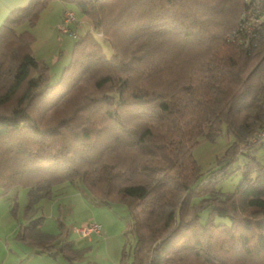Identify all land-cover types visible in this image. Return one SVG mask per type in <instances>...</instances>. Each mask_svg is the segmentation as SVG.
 I'll return each mask as SVG.
<instances>
[{
  "label": "trees",
  "instance_id": "trees-1",
  "mask_svg": "<svg viewBox=\"0 0 264 264\" xmlns=\"http://www.w3.org/2000/svg\"><path fill=\"white\" fill-rule=\"evenodd\" d=\"M51 1L31 0L0 26L4 193L28 188L30 210L70 183L124 204L136 243L120 264H264V0H59L91 27L80 37L77 18L69 24L73 56L54 84L21 28ZM223 126L234 141L204 174L193 148ZM241 156L234 191L217 189ZM32 223L20 239L80 259L69 230L54 244Z\"/></svg>",
  "mask_w": 264,
  "mask_h": 264
},
{
  "label": "rangeland",
  "instance_id": "rangeland-1",
  "mask_svg": "<svg viewBox=\"0 0 264 264\" xmlns=\"http://www.w3.org/2000/svg\"><path fill=\"white\" fill-rule=\"evenodd\" d=\"M66 8L75 12L78 25L74 23L71 28L76 29L81 37L90 29V22L80 13L77 5L70 2L53 0L42 11L34 26L30 27L27 24L21 26L22 29H30L34 34L35 57L51 66L50 84L59 80L64 67L70 63L73 56L74 37L62 33L60 26L59 28L53 26L56 22L54 20L60 19ZM104 51L108 57L113 54L109 45H104ZM233 141L234 135L226 126H223L214 140L199 139L193 148V155L201 172L206 174L218 167L219 157ZM257 156L264 162V149H259ZM244 161L245 158L241 156L233 164V169L236 171L219 182L217 189L223 192L234 191L242 177L237 167ZM28 190L26 187H14L4 193L0 188V264H69L68 259L63 255L42 252L37 245L29 244L19 238L21 230L29 226L31 220L33 221L31 227L34 228L36 236L57 237L54 244L66 238L65 234L59 237L64 229L69 230L66 239L70 240L73 248L81 254L75 264H120L123 253L131 255L133 252L136 237L129 232V211L124 204L109 206L96 203L86 197L78 186L65 183L55 188V196L52 199L44 198L29 210ZM205 216L206 213L203 217ZM88 222L100 224L101 233L93 234L89 238L76 231Z\"/></svg>",
  "mask_w": 264,
  "mask_h": 264
},
{
  "label": "built area",
  "instance_id": "built-area-1",
  "mask_svg": "<svg viewBox=\"0 0 264 264\" xmlns=\"http://www.w3.org/2000/svg\"><path fill=\"white\" fill-rule=\"evenodd\" d=\"M75 20H76L75 13L71 10H66L64 12L63 23L60 25L61 31L64 33L69 32L70 31L69 24L73 23ZM261 135H259V137ZM101 229H102L101 225L98 224L97 222H88L85 223L82 227L76 229V231L80 233L82 236L90 238L93 234H100Z\"/></svg>",
  "mask_w": 264,
  "mask_h": 264
},
{
  "label": "crops",
  "instance_id": "crops-1",
  "mask_svg": "<svg viewBox=\"0 0 264 264\" xmlns=\"http://www.w3.org/2000/svg\"><path fill=\"white\" fill-rule=\"evenodd\" d=\"M31 0H0V26L4 22V20L7 18V16L14 10L20 7H24L30 3ZM57 1V0H55ZM65 10V9H64ZM63 10V12H64ZM63 12L61 14L60 19L54 20L55 25L54 28H59L61 22H62V17H63ZM57 64V63H55Z\"/></svg>",
  "mask_w": 264,
  "mask_h": 264
}]
</instances>
